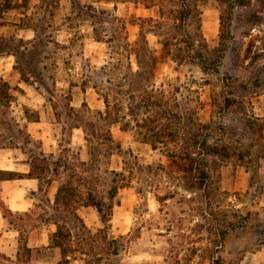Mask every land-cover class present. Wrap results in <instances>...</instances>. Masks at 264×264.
Listing matches in <instances>:
<instances>
[{"label":"clouds","instance_id":"obj_1","mask_svg":"<svg viewBox=\"0 0 264 264\" xmlns=\"http://www.w3.org/2000/svg\"><path fill=\"white\" fill-rule=\"evenodd\" d=\"M55 4L0 26V264H264V0H163L135 27L130 0ZM160 7L189 13L177 47L202 59L155 63L168 36L140 25ZM145 97L179 118L175 142L150 139ZM69 180L74 215L54 219Z\"/></svg>","mask_w":264,"mask_h":264},{"label":"rangeland","instance_id":"obj_2","mask_svg":"<svg viewBox=\"0 0 264 264\" xmlns=\"http://www.w3.org/2000/svg\"><path fill=\"white\" fill-rule=\"evenodd\" d=\"M30 0H23V3H21V0H0V21H3L4 24L0 26L7 25V21L5 17L7 14L10 13H20L21 16H23L29 6ZM49 7L55 8V0H48ZM132 6H133V17H130L129 24L133 27L136 26V21L134 19V15L136 12H139L141 10L145 12H153L157 8V4H163V0H130ZM171 4H174L178 7L187 8L189 4L191 3V0H169ZM75 9V5H74ZM52 16H55V12L53 11L51 13ZM82 15V12H77V18H80ZM156 15L161 18V21H157L154 23V21L149 18L147 21H142L140 27L143 28V25L146 23L148 25H153L154 28L157 31L163 30L167 36L168 39L166 40L164 44V50L161 53L160 59L156 60L155 63L159 64L161 62L166 61L167 58L171 57L173 59H179L181 62L184 61H193L195 59H202V57H199V54H197V57H192L187 49H182L177 47V36L181 33V25L184 22V19L189 15L187 11H185L182 15L179 14L176 11H173L171 8L167 13L164 11V7H160L159 10L156 12ZM71 19V18H69ZM96 22H101V18L96 17L94 18ZM30 21L25 19L22 21V23H29ZM12 27H16V25H11ZM121 27H124L123 22H121ZM206 28L209 31L214 30V26L212 22L206 23ZM43 30V29H42ZM149 30H152L151 28ZM221 39H224V37H221ZM4 45L0 44V49H2ZM144 49L141 47L139 49V52H143ZM174 52V55H173ZM206 55H209L208 53H205ZM228 61H225V64H227ZM25 70H31L30 62L22 59L21 61V71ZM194 71H199L198 68H194ZM26 79V77H22ZM139 87V85H137ZM11 99L9 95V85L7 83H0V105H7L9 100ZM162 107V104L160 101H153L150 97H145V100L143 102V108L145 111H151L152 115L149 117L148 120L145 121L143 127L147 129L149 133H151L150 139L153 141H163L165 138L171 140L172 142H175V137L170 135L172 124L176 121H178V117L173 116L171 113L168 112H162L160 111ZM214 105L211 103L202 104L200 106V112L203 115H207L210 113L213 109ZM159 129L157 131L156 129ZM261 140H264V133L261 134ZM146 141L149 139V137H145ZM170 160L174 164H178L181 162H184L182 156H177L175 154H169ZM189 164L191 162H188ZM225 168L231 167V179L233 185H235L238 181L237 171L239 168L243 167L242 158L236 156L233 154L231 157L227 158V162L223 164ZM179 170V169H178ZM200 179H207L204 176H201ZM69 187L65 189V193H67L70 196L71 204H73L74 201L77 199V190L72 187L71 181L69 180ZM210 193L212 196L216 197L219 194V189L216 187L215 184L211 185ZM227 193H225L226 195ZM58 209V210H57ZM59 210L60 213L58 212ZM64 210H70L72 211V205L68 207H59L56 208L57 216L54 217V219H60V220H66L70 219V217H67V214ZM249 223H255V218H252L249 220ZM64 237L58 240V243L60 240H63ZM109 249H111V246H109ZM98 264V262H97Z\"/></svg>","mask_w":264,"mask_h":264},{"label":"trees","instance_id":"obj_3","mask_svg":"<svg viewBox=\"0 0 264 264\" xmlns=\"http://www.w3.org/2000/svg\"><path fill=\"white\" fill-rule=\"evenodd\" d=\"M38 174H43L45 169L40 167L39 165L36 166V168L34 169ZM69 183V182H68ZM69 187V184L65 187H62L58 194H57V197H56V208H61L62 206L64 207H68V206H71V199H70V196L65 193V189ZM58 210V209H57ZM60 211L62 210H59L58 212L60 213ZM65 213L67 214V217H70V219L72 218V216L74 215L73 213V210L70 211V210H64ZM78 219V218H77ZM58 237L59 239H61L62 237H64L65 239V235H64V231L61 229V231L58 233ZM67 251V250H66Z\"/></svg>","mask_w":264,"mask_h":264},{"label":"crops","instance_id":"obj_4","mask_svg":"<svg viewBox=\"0 0 264 264\" xmlns=\"http://www.w3.org/2000/svg\"><path fill=\"white\" fill-rule=\"evenodd\" d=\"M15 177L13 176H3V175H0V179H8V180H11V179H14ZM50 183V182H49ZM57 197V196H56Z\"/></svg>","mask_w":264,"mask_h":264}]
</instances>
